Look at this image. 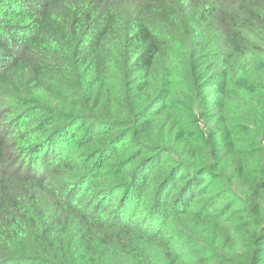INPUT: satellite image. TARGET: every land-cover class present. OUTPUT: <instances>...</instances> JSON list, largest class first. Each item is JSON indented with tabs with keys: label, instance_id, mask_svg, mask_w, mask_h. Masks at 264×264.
<instances>
[{
	"label": "trees",
	"instance_id": "1",
	"mask_svg": "<svg viewBox=\"0 0 264 264\" xmlns=\"http://www.w3.org/2000/svg\"><path fill=\"white\" fill-rule=\"evenodd\" d=\"M0 264H264V0H0Z\"/></svg>",
	"mask_w": 264,
	"mask_h": 264
}]
</instances>
